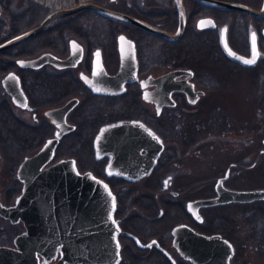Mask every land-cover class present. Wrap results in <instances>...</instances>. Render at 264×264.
<instances>
[{"label":"flooded vegetation","instance_id":"flooded-vegetation-1","mask_svg":"<svg viewBox=\"0 0 264 264\" xmlns=\"http://www.w3.org/2000/svg\"><path fill=\"white\" fill-rule=\"evenodd\" d=\"M185 8L187 32L191 21V12L188 11L186 5ZM213 9L234 14L242 13L248 16L240 19L235 18L232 23L228 24L227 36L235 50L248 56L251 54V38L247 44L248 50L239 46L234 38H237L236 35L240 37L243 30L244 32L250 30L251 37L252 30H256L260 56L254 64L245 63L242 59L229 55L223 48L220 21L215 17L217 26L202 29L215 30L216 38L222 47L217 50L197 52H188L184 49L173 50V44L181 43L185 35L180 40L171 41L140 26L103 15L107 25H104L102 29L106 32L109 30L108 25L114 24L113 34L111 37L102 34L99 39L96 38L98 43L92 44L90 41L88 46L78 37L72 35L71 29L67 28L76 21L72 17L74 13L53 21L40 34L0 53V58L5 59H10L12 52L20 53L14 59L15 66L4 71L2 76L0 75V207L7 210L6 212L0 211L1 246L18 248L16 240L27 230L23 218L12 216L9 211L12 212V207L16 205L17 199L23 191L24 180L18 174L23 160L40 150L47 139L55 135L58 128L52 118L46 115V110L62 106L73 97H78L79 101L68 111L66 120L74 125V128L62 135L56 148V155L46 166L63 157H70L60 155L59 150L61 149L64 153H67V149L74 151L78 137L84 136L88 140L83 146L86 162L95 165L100 171L94 170V168L82 170L80 156L79 159L75 154L72 156L75 157L81 172L92 170L95 175L104 178L109 183L115 194L112 223L114 228L118 229L120 242L121 258L118 264H196L192 252L195 251V246L198 248L201 246L198 239V235L201 234L210 238L220 235L221 238L232 244L234 251L228 264L234 263L238 249L234 235L240 231L246 238H255L259 242L257 243L260 244L259 246L264 244V225L258 227L252 223L253 218L264 211L263 208L253 204L257 200L196 204L200 199L219 195L217 184L221 178H223V184L230 189H252L237 187L231 182L232 180H241L243 176L247 179L252 167L259 165L264 158V136L261 146H253L255 131L233 129L234 126L227 119L225 109L219 104L213 110L216 129L209 133L214 138L212 146L204 144V137L200 136L202 130L194 129L193 124L189 126L190 122L194 123L196 119L198 120L200 114L197 108L205 107V104L200 105V102L207 96V90L210 87L207 85L215 87L216 85L233 84V77L238 78L244 73L250 74V72H254L257 65H260L261 68L260 83L264 82V17H256L244 11ZM38 12L39 10L36 9V13L29 16L30 20ZM135 15L170 32H175L179 25V14L175 4H172L171 1L144 3V7L140 6L139 13ZM201 16L196 17L197 21ZM174 17L177 18L176 27H168L167 24L172 22ZM252 18L257 23L255 29L251 28ZM37 24L27 26L25 30ZM61 25L66 27L60 33ZM197 29L200 28L197 27ZM19 32L21 31L17 33ZM121 33H125L135 42L137 74H130L131 67H133L131 65L122 82L120 79L113 82L100 79L95 82L96 85H117V88H122V90L108 94L96 93L82 74L87 78L93 77L94 51L97 48H101L106 72L113 76L120 72L122 59L118 38ZM11 36L13 34L1 39L0 42ZM62 36L67 43L65 52L64 50L60 51ZM72 37L77 38L84 46L83 56L76 65L59 67L53 62L47 61L42 66L35 68L20 66L17 63V59L20 57L34 58L45 52L66 58L71 51L70 39ZM189 53L193 54L191 59L188 57ZM196 54L198 55L196 56ZM205 54L210 55L211 58L204 59ZM177 69H191L192 73L174 75L168 78L166 84L191 82L193 84V101L189 99L185 89L175 88L170 91V98L173 101L165 100L159 112V97H163L158 90L163 84L162 79ZM10 71H15L20 76L22 89L28 101L26 107L16 104L13 95L3 84V78ZM79 104L83 105L82 110H79ZM87 107L92 108L90 115L86 112ZM19 110L26 114L18 113ZM116 111L117 113L128 111L133 114L113 115L112 112ZM108 117L111 119L99 125L96 131L97 123ZM121 120L142 121L158 133L164 144L156 165L150 172L144 173L139 178H135V176L142 168L148 167L149 153L156 148L157 144L150 131H139L143 136L138 142L125 140L122 137L117 141L119 143L117 146L113 144L116 143V140L109 138L105 141L107 145L104 144L101 156H97L95 139L101 127L104 124ZM156 126L164 127V130H158ZM134 144L138 145L133 147ZM112 147L123 149V152L118 156ZM217 147L218 152L222 154L218 160L227 159L225 163H228L216 178L211 179V182L208 181L210 183L205 182L209 176H203L205 181L202 183L200 177H195V175L201 170V162L205 157L203 152L206 149H216ZM228 152L234 154L238 152L239 158L237 155L235 157L223 155ZM183 153L191 157L195 156L196 161H194L195 165L187 164V167L180 173L179 179L170 171L173 170V167L182 166L178 160L179 155H183ZM253 155L255 157L252 159ZM118 158L120 159L119 163L111 166ZM108 166H110L109 170H107ZM160 169L168 172L163 179V173L159 172ZM178 182L181 183H179L180 186L174 185ZM207 183L212 185L213 189V192L208 195L204 193ZM237 206L239 207L238 215L234 217L230 213ZM111 207L112 204L108 202L107 208ZM248 247L251 246L246 243L243 246L244 249ZM39 257V261L42 262L44 257L40 253ZM60 257L61 251H58L57 256L49 263H56ZM65 264L76 263L66 262Z\"/></svg>","mask_w":264,"mask_h":264},{"label":"water","instance_id":"water-1","mask_svg":"<svg viewBox=\"0 0 264 264\" xmlns=\"http://www.w3.org/2000/svg\"><path fill=\"white\" fill-rule=\"evenodd\" d=\"M145 0H142L144 5ZM206 6L233 11H244L256 17H264V0L261 7L257 8L241 0H195ZM179 14V25L175 32H170L152 22L129 12L116 9L100 3L96 0H83L71 6L61 7L50 11L37 25L21 31L0 42V53L17 45L44 31L53 21L72 15L82 10H92L103 16L121 20L126 23L140 26L162 35L168 40H180L186 32L187 13L184 0H174ZM205 22L203 26L201 22ZM210 22V23H209ZM217 22L211 15H205L198 19L197 27H215ZM227 25L221 26V43L229 55L246 60H254V64L260 56L258 34L256 30L251 32V54L246 56L235 50L229 43L227 36ZM253 34L255 39L253 40ZM119 49L122 65L117 75H109L102 61L101 48L94 51L93 77L87 78L82 74L86 82L96 93H114L122 90L117 85H96L95 82L102 79L113 82L120 79L125 80L128 67L131 65V75L137 74L136 45L134 40L125 33L119 35ZM75 45V47H74ZM70 54L66 58L58 57L50 52L42 53L34 58L17 59L20 66L38 68L45 62L51 61L59 67L73 66L78 64L84 53L83 44L75 37L70 39ZM182 73H192L191 69L173 70L164 77L163 84L159 87L162 97L159 101V112L165 100L170 98V91L175 88L185 89L189 99L193 101V84L191 82L167 85L168 78ZM3 84L13 95L16 104L26 107L27 97L22 89L20 76L15 71H10L3 78ZM110 84V83H109ZM79 99L73 97L64 105L47 109L46 115L52 118L58 128L55 135L49 137L46 143L36 153L27 156L18 171L19 177L24 180L22 193L17 203L12 207V216L23 218L27 230L21 234L16 243L18 248L0 245V264H50L58 251L61 257L54 264H65L66 262L76 264H118L121 258L120 242L118 240V229L112 223L113 210L115 206V194L109 183L102 177L95 175L92 170L80 172L76 159L73 156L63 157L56 162L46 164L56 155V148L62 135L74 128L66 120L68 111L73 108ZM150 131L156 140V148L149 153L150 162L148 167L142 168L135 178H139L146 172H150L156 165L163 142L158 133L139 120L116 121L104 124L96 139V152L100 157L106 144V140L114 138L116 143L120 138L125 140L140 141L143 136L139 131ZM123 135V136H122ZM139 144V143H138ZM138 144H134L133 147ZM112 149L121 155L123 149ZM118 158L113 165H117ZM110 166L107 167L109 170ZM219 195L212 198L200 199L199 205L214 204L224 201H252L264 198V188L252 189H230L223 184V178L218 181ZM112 204L107 208V204ZM109 209V210H108ZM108 210V211H107ZM0 211L6 212L4 207ZM201 246H195L194 259L196 264H228L234 249L232 244L221 238L220 235L210 238L205 234L198 235ZM179 246V245H178ZM185 250L183 247H180ZM39 253L44 257L39 261Z\"/></svg>","mask_w":264,"mask_h":264},{"label":"rangeland","instance_id":"rangeland-1","mask_svg":"<svg viewBox=\"0 0 264 264\" xmlns=\"http://www.w3.org/2000/svg\"><path fill=\"white\" fill-rule=\"evenodd\" d=\"M80 1L83 0H0V11H1L0 40L7 36H10L11 33H13L14 35L18 31L25 30L27 26L30 27V25L37 24L40 21V19H42L48 12L52 10L61 7L71 6ZM96 1L123 11H126L127 6H132L134 8H137V11L139 12V7L142 6L141 5L142 0H96ZM167 1H171L172 4H174V0H145L144 2L145 4L147 3L151 4L154 2H167ZM241 1L247 2L255 7H260L263 2V0H241ZM184 4L186 5L189 12H191V9L195 7V3L192 0H185ZM36 9H38L39 12L37 13L36 16H34L32 20H30L31 14L34 15L36 13ZM85 11L86 10L80 11L83 21L93 24L96 23L101 26L107 25L103 17H98L95 16V14H91ZM207 14L217 18V20L220 21V26L228 25L232 23V21H234L235 18L240 19V18L248 17L247 15H243L242 13L234 14L228 11H217V10H209ZM252 19H253L252 21L253 25L251 28L255 29L257 27L256 25L257 23L255 22L254 18ZM196 21L197 18H195L194 21L191 23L194 28H197ZM176 25H177L176 17L173 18L172 22L167 24L168 27H176ZM236 37L237 38H234V41L238 43V45L241 46L243 49L248 50L247 44L250 41V30H247L246 32H244L243 30V32L240 34V37L238 35H236ZM61 41L62 43L60 44L61 46L60 51L64 50L65 52V50L67 49L66 47L67 43L65 42L63 36L61 37ZM259 73H261V68L260 65H257V67L254 68V72H250V74L244 73L238 78L233 77L232 78L233 84L216 85L215 87H213L212 85H207L208 87L210 86L209 89L207 90V96H205L200 102L201 103L200 105L205 104V107L201 108L199 106V108H197V111H199L200 114L198 116V120L196 119L194 123L191 122L190 124L188 123L189 126L193 124L192 127L194 129L202 130L200 136L204 137V144L206 146H212L214 142L213 135H209V133L216 129L215 122L213 121L215 114L213 110L218 104L223 106V108L225 109L224 111L227 114V119H229L231 125L234 126L233 129H236L238 131L240 129H248L255 131L253 138L254 139L253 146H261L262 138L264 136V103H263L264 82L262 84L260 83L261 80L259 78L260 75ZM2 75L3 73L1 74V76ZM81 107L84 108L83 105L79 104L78 105L79 110H82ZM91 109H92L91 107H87L86 110L87 114L90 115L92 113V111H90ZM17 112L20 114H26V112L20 110ZM40 113H42L41 110ZM122 113L123 115H128L129 113L130 115L133 114L128 111L126 112L120 111V113H117V111L112 112L113 115L117 114V116L121 115ZM109 119L111 118L108 117L104 121L102 120L103 122L102 121L98 122L95 127L96 131L99 125H101L102 123H104ZM229 122H227V124H229ZM156 127L158 130L161 131L164 130V127H160V126H156ZM80 143H81V139L79 140L78 137L76 149L74 151L73 150L69 151L67 149L66 151L67 153H64V151H62L60 155L72 156L73 153H76L78 156H80V162L82 159V165L80 166L82 170H85L87 168H94V170L100 171V169L95 165L86 162L84 147L83 145H80ZM213 148H210V150L206 149L203 152L205 157H203L201 162V167H200L201 170H199L195 175V177H200L202 183L205 181V179H203V176L206 175L209 176L205 182L208 181L211 182V179L216 178V176L219 173H221V171L223 170V167H225L228 163V162L225 163L227 159L218 160V158L222 154L218 152L219 151L217 150L218 147L216 149ZM229 153L231 152L224 153L223 155L224 156L227 155V157L228 156L235 157L237 155V158H239L238 152L237 154L231 153V155H229ZM254 157L255 155L252 156V159ZM194 161H196L195 156L191 157L183 153V155H179V160H178V163L180 164L182 163V166H177V168L173 167V170L170 171V173L173 172L174 176L179 177L180 179V173L182 172V170L187 167V164L190 166L195 165ZM159 172L163 173L162 179L165 178L168 174V172H166V170L163 169H160ZM243 177L241 180L238 181L232 180L231 183L236 185L237 187H242V188H260V187L264 188V158L259 163V165L252 167L251 171L248 174L247 179ZM179 183L180 182L174 185L180 186L181 183L180 184ZM208 183L206 189L204 190V193L206 195L213 192L212 185H208ZM253 204L259 206L261 209L263 208L264 210V198L254 201ZM261 209H259V211ZM238 211H239V207L237 206L235 209H233L230 215L235 217L238 215ZM260 214H257V216H260ZM262 219H264V216L259 219L260 221L257 220L258 227L264 225V221H262ZM242 234L243 232L241 233L240 231V233L234 235L238 249L233 264H264V244L259 246L260 244L259 245L257 244L259 242L256 241L255 238L249 239ZM245 243L250 245L251 247L250 248L248 247L249 249L248 248L244 249L243 246Z\"/></svg>","mask_w":264,"mask_h":264},{"label":"trees","instance_id":"trees-1","mask_svg":"<svg viewBox=\"0 0 264 264\" xmlns=\"http://www.w3.org/2000/svg\"><path fill=\"white\" fill-rule=\"evenodd\" d=\"M195 3V7L191 9V15H190V22H189V26H188V30L184 36V38L182 39L181 43L178 44H173L172 49H184L188 52H197V51H211V50H217V49H222V47L220 46L216 35H215V30L214 29H197L194 28L192 26V22L194 21V19L198 16L201 15H205L208 13L209 10H214L213 8L207 7L201 3H198L196 1H193ZM126 11L131 12L133 14H138L139 12L137 11V8H134L132 6H127ZM85 12L91 13V14H95V16L98 17H103L91 10H86ZM74 19H76L74 24H71L70 26H68L67 28L71 29V34L78 37L80 40H82L83 42H85L88 46L90 45V41H92V44L98 43V41L96 40L99 39L101 37L102 34L104 35H108L109 37H111V35L113 34V30L112 28L114 27V24H110L108 25V31H104L102 29L103 26L98 25L96 23H89L86 21H83L82 15L80 12L75 13L72 16ZM65 25H61L60 27V33L63 31V29L65 28ZM17 32V31H16ZM15 33V32H14ZM69 33V32H68ZM13 33H11L10 35H12ZM215 37V38H212ZM87 46V47H88ZM10 53V52H9ZM18 54H14L13 52L10 54L11 58H13V61H11L10 59H5V58H0V75L15 66L14 64V59L19 55ZM198 54H196L197 56ZM193 56L192 53L188 54L189 59H191ZM211 56L208 54L204 55V59L208 60L210 59ZM34 127L36 128V125H34ZM42 128V127H40ZM81 139V143L80 145H85L86 140L83 137H79V140ZM83 140V141H82ZM80 142V141H79ZM62 153V150H59V154ZM77 156V158L79 159V156L76 153H73ZM260 214V213H259ZM264 216V211H262V213L260 214V216L254 217L252 220L253 225H257L258 221H260L259 219L262 218ZM258 220V221H257ZM262 221H264V219H262Z\"/></svg>","mask_w":264,"mask_h":264},{"label":"snow or ice","instance_id":"snow-or-ice-1","mask_svg":"<svg viewBox=\"0 0 264 264\" xmlns=\"http://www.w3.org/2000/svg\"><path fill=\"white\" fill-rule=\"evenodd\" d=\"M205 22H201V25L203 26V24H204ZM210 23V22H209ZM255 39V34H253V40ZM74 47H75V45H74ZM245 63H253L254 62V60H246V61H244ZM86 79V78H85ZM155 243V242H154Z\"/></svg>","mask_w":264,"mask_h":264}]
</instances>
